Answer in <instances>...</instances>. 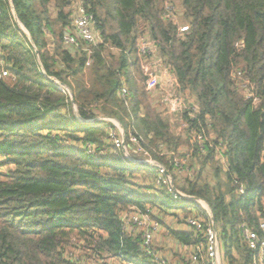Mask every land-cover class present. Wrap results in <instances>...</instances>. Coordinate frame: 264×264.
<instances>
[{
	"label": "trees",
	"instance_id": "obj_1",
	"mask_svg": "<svg viewBox=\"0 0 264 264\" xmlns=\"http://www.w3.org/2000/svg\"><path fill=\"white\" fill-rule=\"evenodd\" d=\"M75 1L0 0V45L15 76L0 78V264H78L71 250L103 264H158L140 235L123 231L131 207L152 209L154 251L170 264H188L206 244L178 220L197 210L207 225L208 212L115 149L111 122L83 121L99 115L120 121L127 143L129 132L138 137L177 189L208 202L226 264H255L241 226L259 230L264 219V0H180L176 20L165 18L166 0H83L96 44L75 34ZM179 19L189 26L181 35ZM145 35L185 107L164 110L151 98L138 49Z\"/></svg>",
	"mask_w": 264,
	"mask_h": 264
},
{
	"label": "built area",
	"instance_id": "obj_2",
	"mask_svg": "<svg viewBox=\"0 0 264 264\" xmlns=\"http://www.w3.org/2000/svg\"><path fill=\"white\" fill-rule=\"evenodd\" d=\"M165 18L177 19L175 12V5L173 0H166L165 5ZM75 13H74V31L79 39L85 42L96 44L101 41V35L95 30V18L94 15L89 13L88 8L84 5L83 0L75 1ZM189 29L187 25H180L179 35L186 32ZM65 44L68 47H73L77 44L74 36L67 34L65 36ZM138 49L140 55L143 57V64H146L148 68L145 71L148 75L146 88L150 92L160 91L162 100H157L161 105H167L170 110L174 111L179 107L186 106V100L180 91L178 85L171 81L170 74L167 67L163 63V58L159 53V47L154 43L149 35H145L139 39ZM89 64V63H88ZM11 77L15 78L11 72L10 67L6 66V62L3 57L2 47L0 45V78ZM58 84V80H55ZM163 82V84H162ZM60 89L65 90L62 84L59 85ZM122 96H130L128 89L122 87ZM85 123L92 124L95 121H109L114 125V128L110 131V138L115 144V149L121 150L123 155L135 164L148 165L158 169L160 176L157 180L159 184L168 185V189L174 194V198L181 199H194L208 212L210 217V223L205 224L197 210H193L192 214L178 220L179 228H192L197 232L204 233L206 244L204 246L199 245L196 251L191 255L190 262L188 264H197L201 259L210 260L211 264H223V255L221 253L222 245L220 241L218 228H215V221L210 210L208 202L203 199H196L193 196H188L183 191L177 189L174 185V179L169 174L164 165L154 160L147 150L143 149L142 144L138 137L133 135L132 132L128 133L129 143H127V134L120 122L114 118H110L105 115H99L97 118L83 120ZM119 122V123H118ZM199 139H202L200 136ZM139 148L141 156H136L134 149ZM138 150V151H139ZM88 151L91 154H95L93 149L89 146ZM139 151V152H140ZM188 162V158L183 157L175 159V167L178 170L183 171L184 165ZM193 209V208H192ZM153 211L147 208L146 211L140 210L136 207L130 208L121 214L122 228L127 234H136L141 236L143 247L147 251L148 255L153 256L158 264H170L168 260L163 258L160 254L154 251V240L157 233L161 231L160 223L154 219ZM241 236L243 242L251 250L252 261L255 264H264V219H261L259 230L250 227L244 223L241 226ZM67 258L78 264H103L101 260H87L80 255L79 251L74 252L71 250L65 253ZM108 264H134L128 262L123 256L118 259L105 260Z\"/></svg>",
	"mask_w": 264,
	"mask_h": 264
},
{
	"label": "rangeland",
	"instance_id": "obj_3",
	"mask_svg": "<svg viewBox=\"0 0 264 264\" xmlns=\"http://www.w3.org/2000/svg\"><path fill=\"white\" fill-rule=\"evenodd\" d=\"M175 1V9L177 10V13H180V0H174ZM180 15V14H179ZM179 21H180V19H179ZM183 21H182V19H181V21H180V23L183 25V23H182ZM147 67H146V64H144L143 65V70H144V72L145 71H147ZM162 84H163V82H162ZM150 94H152L151 95V98L153 99V100H162V95H161V92L160 91H155V92H152V93H150ZM158 101H155V103H157ZM163 109L165 110L166 108H168L167 107V105H163ZM120 122V121H119ZM118 122V123H119ZM121 123V122H120ZM119 123V124H120ZM122 124V123H121ZM124 128V127H123ZM132 163V162H131ZM165 219H166V221L168 222V223H171V224H173L174 225V221L176 220L175 218H172V217H170V216H166L165 217ZM165 238V235H163L162 234V232H161V235H160V241H162L163 239ZM221 242L223 243V241L221 240ZM165 250V249H164ZM221 253H223V249H221Z\"/></svg>",
	"mask_w": 264,
	"mask_h": 264
},
{
	"label": "crops",
	"instance_id": "obj_4",
	"mask_svg": "<svg viewBox=\"0 0 264 264\" xmlns=\"http://www.w3.org/2000/svg\"><path fill=\"white\" fill-rule=\"evenodd\" d=\"M223 264H226V261L225 260H223Z\"/></svg>",
	"mask_w": 264,
	"mask_h": 264
},
{
	"label": "water",
	"instance_id": "obj_5",
	"mask_svg": "<svg viewBox=\"0 0 264 264\" xmlns=\"http://www.w3.org/2000/svg\"><path fill=\"white\" fill-rule=\"evenodd\" d=\"M197 199V198H196ZM215 228H216V230H217V226L215 225Z\"/></svg>",
	"mask_w": 264,
	"mask_h": 264
}]
</instances>
